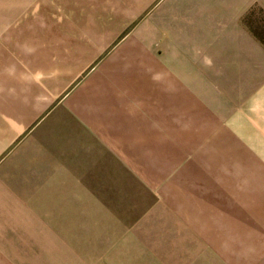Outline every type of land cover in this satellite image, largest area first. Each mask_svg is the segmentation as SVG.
I'll return each mask as SVG.
<instances>
[{
	"label": "crops",
	"instance_id": "0c3cea01",
	"mask_svg": "<svg viewBox=\"0 0 264 264\" xmlns=\"http://www.w3.org/2000/svg\"><path fill=\"white\" fill-rule=\"evenodd\" d=\"M15 6L0 264H264V0Z\"/></svg>",
	"mask_w": 264,
	"mask_h": 264
},
{
	"label": "rangeland",
	"instance_id": "374dc122",
	"mask_svg": "<svg viewBox=\"0 0 264 264\" xmlns=\"http://www.w3.org/2000/svg\"><path fill=\"white\" fill-rule=\"evenodd\" d=\"M10 3H12L16 9L21 13L23 11L25 12L24 19H20V20H24L26 21V23L29 21V14L28 12L32 11V9L36 10H43L45 11V2L46 0H9ZM38 13V11H36ZM28 14V15H27ZM246 23L249 25V27L251 28V30L254 32V34L260 38L263 42H264V14L256 9L250 11L248 13V15L245 18ZM235 67H232V70H234ZM231 74V78H234V76H232ZM232 83L234 81V83H236V78L231 80ZM233 83V84H234ZM219 94H221V98L223 100L224 106L228 109H232L235 106V101L239 100V98L233 94V96L228 97L227 94H222L221 92H219ZM261 135H262V141H264V130H261ZM263 149V147L261 148ZM247 263V261H251V259H247L245 258L244 260ZM236 263V261L234 260V264ZM245 264V263H244Z\"/></svg>",
	"mask_w": 264,
	"mask_h": 264
},
{
	"label": "trees",
	"instance_id": "16d2710c",
	"mask_svg": "<svg viewBox=\"0 0 264 264\" xmlns=\"http://www.w3.org/2000/svg\"><path fill=\"white\" fill-rule=\"evenodd\" d=\"M263 42V41H262Z\"/></svg>",
	"mask_w": 264,
	"mask_h": 264
}]
</instances>
